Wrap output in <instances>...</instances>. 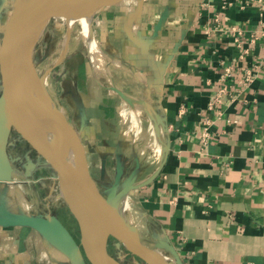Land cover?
Instances as JSON below:
<instances>
[{
  "label": "crops",
  "instance_id": "obj_1",
  "mask_svg": "<svg viewBox=\"0 0 264 264\" xmlns=\"http://www.w3.org/2000/svg\"><path fill=\"white\" fill-rule=\"evenodd\" d=\"M14 1L0 0V40ZM93 19L115 86L90 81L79 55L61 56L52 72L78 117L69 120L101 192L113 188L107 179L117 166L124 185L141 183L164 159L149 183L118 199L123 211L128 198L133 204L141 240L168 253L166 243L173 245L183 264H264V49L249 40L264 29V0H109ZM233 27L243 32L240 46ZM227 64L236 74L218 96ZM248 68L256 75L243 87ZM125 95L144 101L158 121L154 129L149 117L144 130L158 152L150 153L155 166L145 155L130 156L136 137L122 117ZM39 236L0 227V264H41Z\"/></svg>",
  "mask_w": 264,
  "mask_h": 264
},
{
  "label": "water",
  "instance_id": "obj_2",
  "mask_svg": "<svg viewBox=\"0 0 264 264\" xmlns=\"http://www.w3.org/2000/svg\"><path fill=\"white\" fill-rule=\"evenodd\" d=\"M107 1L109 0L14 1L0 40V171L3 167L5 169L8 160L11 132L17 130L19 135L32 145L56 174L58 185L62 187L66 195L63 199L78 225L79 240L57 216L11 211L4 204V198L0 201V227H24L37 231L62 249L70 258L71 264H119L106 249L109 237L116 239L117 245L125 246L145 264H171L156 256L155 251L158 250L150 248L141 240L138 228L131 223H126L125 218L119 215L114 204L115 200L131 190L149 183L160 171L164 159L158 164L150 180L141 183L130 182L119 190L115 188L123 170L117 166L114 186L105 195L90 172L86 149L78 131L64 112L55 105L44 85L46 76L52 71L54 65L38 79L42 95L49 97L53 103L50 110L56 116L59 127L73 138V161L68 160L66 156L63 141L59 138L60 134L51 135L50 130H47L22 101L21 59L25 54L28 37L38 22L46 20L48 23L51 18L61 14L63 10L76 6L99 5L96 11L98 13ZM139 102L145 104L148 118L150 117L153 121L147 104L144 101ZM152 125L154 129H159L157 120H154ZM160 149V157H163L165 148L161 146ZM6 179H8L6 172L5 175L0 174V184H5ZM166 245L170 249L173 263L183 264L175 247L168 243ZM162 247L161 245L158 249L161 250Z\"/></svg>",
  "mask_w": 264,
  "mask_h": 264
},
{
  "label": "rangeland",
  "instance_id": "obj_3",
  "mask_svg": "<svg viewBox=\"0 0 264 264\" xmlns=\"http://www.w3.org/2000/svg\"><path fill=\"white\" fill-rule=\"evenodd\" d=\"M95 16L96 14L93 16V18H95ZM66 23L67 21L65 15L61 12V14H58L53 18H51V20L45 25L43 31L39 35L38 39L35 41L34 46L30 52L32 67L35 73L37 74V76L41 77L42 74L49 67L53 65L55 67V65L59 64L61 56L65 57L66 59H69L72 58V56L79 55L77 60H79L80 63L82 62L87 66L88 74H89L88 77L89 80L91 81L92 79L95 78V76H93L94 73H93L92 65L87 57L86 47L83 44L82 40L79 38L80 27L78 23H75L73 25V28L69 36L70 40L68 39L67 49L64 52V54L61 55L63 37L67 31ZM93 25H94V19L91 21V27H93ZM92 31H94V27ZM105 65L107 67L109 66L108 69L110 71V75H108L107 73H101L98 78H95V80L98 82L99 87L101 86L108 87L112 85L115 86L112 77L113 75L115 76L117 74L112 70V67L110 66L111 64L107 62V59ZM58 75L59 73L57 72L54 73L50 71V73H48V75L46 76L44 85L47 89L48 95L51 97L55 105L64 112V114L68 119L71 118L73 120H77L78 117L72 114L73 110L68 107L71 100L68 98L67 95L61 94L64 92L63 88L62 91H60L61 93L60 94L58 93V90L61 89L58 83L59 82ZM124 97L126 99L121 100L122 102L121 107H123L125 110L122 113V117H124V119L126 120V126L129 128L127 133L130 134L131 139H133V136L137 138V140L136 138H134V143H131L132 153L130 154V156L131 155L133 156V153L134 155L140 153L139 155H145V157L151 161L152 165L155 166L158 160H154V157L153 156L151 157L150 155V153L154 152L153 151L154 147H151L150 145L152 144L146 142V140H149L148 138L151 137V134L149 130H147V132L144 131L146 126L147 127L150 126L147 112L144 109L140 111L137 116L133 115V110H132L133 108L131 105L132 103L130 102L134 99L131 97L129 98V96L126 95ZM130 99L132 100L130 101ZM132 119L136 122L131 121ZM148 129H150V127ZM142 135H146L145 136L146 139L141 138ZM10 139H11V143L8 149V160L5 166L6 176L9 179H6L5 181L9 183L13 182V184H16L15 185L16 189L20 192L19 194L16 191V198L20 199L21 197H23V200L26 204V209L18 207L19 209L17 208L18 210L16 212L40 214V215L51 214L57 216L72 232V234L79 240L78 225L72 213L70 212L66 201L59 194L60 186L58 185V179L56 178V174L51 170V168L43 160V158L36 152V150L32 147V145L29 142L25 141L19 135L17 130H13L11 132ZM137 142L138 143L141 142L146 145H142L144 147H139V145L136 144ZM155 153L156 152L153 153L154 156L157 155V153L156 155ZM90 159L92 161V172L96 177L99 178L98 171L100 169V165L98 163L97 156L90 155ZM13 168H14L13 171L15 172L12 171ZM52 175L55 176V178L50 177ZM114 178L115 175L113 173L109 174V179H107L109 186L112 185V183L114 182ZM97 181L99 182V184L102 183L101 181H99V179H97ZM130 182H134V181L132 180ZM125 183L126 181L123 180L121 177L118 180L115 189L116 190L121 189ZM101 188L105 193L107 192L106 187L103 186ZM127 195L129 194L127 193L126 195H123L122 198ZM127 202L124 204V209H126V211H123L120 208L121 202L118 199L115 200L114 204L118 209L119 215L124 218L126 217L125 218V221L127 220L126 223L128 222L133 224L139 219V216L138 213L133 208V204L131 203L129 198ZM39 239L41 243L39 244V246H37V252L40 256L41 264H71V262L68 260H64V261L58 260V262H56L57 260L53 259L50 256V254L47 252L43 244L44 237L40 235ZM145 244L152 249L158 250L155 251V254L157 256H161L163 259L166 260V262L175 264L173 263L174 260L170 253L159 250L157 247H155V245H153V243H145ZM106 249L108 253L119 264H145L133 253H131L125 246H123L122 244L117 245V240L112 237H109L107 239Z\"/></svg>",
  "mask_w": 264,
  "mask_h": 264
},
{
  "label": "bare ground",
  "instance_id": "obj_4",
  "mask_svg": "<svg viewBox=\"0 0 264 264\" xmlns=\"http://www.w3.org/2000/svg\"><path fill=\"white\" fill-rule=\"evenodd\" d=\"M98 8H99V5L76 6V7L67 8L66 10H63V12H62L65 15V18L67 21V23H66L67 31L63 37L61 55H63L67 49L68 39L70 36V32L73 28V25L75 23H78L79 27H80L79 38L82 40L83 44L86 47L87 57L91 62L95 78H98L101 73H107L108 75H110V71L108 69L109 66L107 67L105 65L106 64V56L101 51V49L98 47L96 41L94 40L92 27H91V21H92L93 15L96 13ZM46 24H47L46 20L38 22V24L36 25V27L34 28L32 33L28 37V41H27L26 46H25V54L23 55V57L21 59V68H23V71L20 73L21 84H22V101H23L25 107L28 110H30V112L32 114L36 115L38 117V119L45 125L47 130L48 131L50 130L51 135L55 136V135L60 134L59 138H61V140L63 141L62 145L66 149V156H67L68 160L73 161L74 160L73 138L68 132L62 130L59 127V125L57 123L56 116L50 110V107L53 106V103L49 99V97H44L42 95V93H41L42 89H41L40 81H39L38 76L36 75L35 71L32 68V65H31L32 60H31L30 52L34 46L35 41L38 39L39 35L43 31ZM131 100L132 99H130V101ZM130 103H132L131 105L133 108L132 109L133 115H135V116H137L140 111L145 109V104H143L139 101L132 100ZM153 121H154V119H153ZM159 128H160V126H159ZM58 131H60V132L58 133ZM13 170H14V168L12 169V171ZM13 172H15V171H13ZM0 174L5 175L4 167L0 171ZM15 185L16 184H13V182H10V183L5 182V185L0 184V201L3 200V198H4V200H3L4 204L11 211H17L19 208H25L26 209V204L23 200V197H21V195H20V197H21L20 199L16 198V191L19 194H20V192L16 189ZM59 190H60V193H59L60 196L62 198H65L66 195H65V192L63 191L61 186H60ZM25 209H24V211H25ZM43 244H44L47 252L50 254V256L53 259L57 260L56 262H58V260L59 261H64V260L70 261V258L68 257V255L62 249L55 246L53 243L48 241L46 238H44ZM43 253H44V251H43ZM157 257L159 259H161L162 261L166 262V260L163 259L161 256H157Z\"/></svg>",
  "mask_w": 264,
  "mask_h": 264
},
{
  "label": "built area",
  "instance_id": "obj_5",
  "mask_svg": "<svg viewBox=\"0 0 264 264\" xmlns=\"http://www.w3.org/2000/svg\"><path fill=\"white\" fill-rule=\"evenodd\" d=\"M232 34L234 36V40H235L236 44L238 46H240L241 45V42H240L241 36L243 34L242 30L233 27L232 28ZM249 40L251 43H254V44L259 43L260 48L264 49V29H261L258 35L251 33ZM243 52L247 53V50L245 49ZM235 74H236V71H235V69H233L232 65L227 64V65L223 66L222 72L220 74V80L223 81L225 84H224V86L219 88L218 96L226 90V88H227L226 82L231 81ZM255 75H256V71L254 69H252V68L246 69L244 71V74H243L241 80H240L243 87H245L247 85V83L250 82L253 77H255Z\"/></svg>",
  "mask_w": 264,
  "mask_h": 264
}]
</instances>
